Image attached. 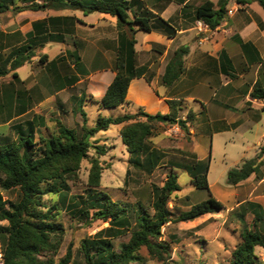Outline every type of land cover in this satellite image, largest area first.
Returning a JSON list of instances; mask_svg holds the SVG:
<instances>
[{
  "label": "trees",
  "instance_id": "1",
  "mask_svg": "<svg viewBox=\"0 0 264 264\" xmlns=\"http://www.w3.org/2000/svg\"><path fill=\"white\" fill-rule=\"evenodd\" d=\"M18 1L27 5L17 7L13 5L14 0H0V14L8 10L18 13L46 8L78 11L84 16L99 13L115 18L118 36L115 77L104 96L96 102L99 110L126 105L125 96L131 80L146 77L147 69L136 65L134 35L137 31H160L168 38L175 37L177 33L175 27L152 14L140 0H44L42 4H36L33 0ZM258 3L264 10V0H258ZM225 6V0H218L216 5L206 1L194 9L192 21L202 22L213 30L227 13ZM57 20L49 18L46 23L51 25ZM66 20L71 21L72 18ZM45 25V22L35 23L33 30H43ZM63 39L62 35L54 34L36 39L29 34L27 44L13 50L6 60L7 64L0 63V77L30 62L35 56L33 50L37 47L36 42H63ZM187 52V47L183 46L172 54L161 79L164 86L170 85L181 75L183 58ZM45 57L39 61L43 62ZM250 96L263 102L264 112V88L255 86ZM86 100L93 102L91 98L81 96L76 104L82 117L80 134L56 121L55 132L50 137H39L36 142L34 133L42 127L44 121L42 117L34 116L26 122L25 128L16 127L15 139L0 138V222L7 223L6 226L0 225L2 264H145L148 259L163 262L170 257L171 252L169 243L161 240L163 226L171 222H189L222 210L223 205L208 192L206 176L209 159L205 163H194L185 168L193 187L207 192V199L179 213L174 220L167 204L170 195L180 188L177 176L172 171L166 175L162 186L151 187V213L141 204L131 207L126 203L114 202L106 193L98 191L102 171L106 169L100 164L99 158L106 155L107 147L93 140L96 134L111 126L122 125L119 138L129 155L128 164L150 172L162 159V154L148 144L153 134L152 124H174L177 121L171 115H148L138 110L135 114L126 113L116 117L98 116L94 126L89 128L82 109ZM193 119V114L188 113L187 122L192 123ZM180 122V127L186 129V122ZM90 150L93 152L91 157ZM262 153L264 146L260 149ZM84 160H88L90 165L86 197H80V202L68 204L66 209L74 215H82L87 224L92 219L107 223V227L80 242V261L74 259L71 244L66 247L64 255L55 261L53 258L58 252L64 230L55 223L58 206H47L43 197L48 194L58 195L64 205L68 181L75 179ZM256 162L257 158L245 160L239 166L230 168L226 173L227 185L236 186L246 180L255 172ZM12 190H17V199L14 202L4 200L3 192ZM250 207L256 209L253 210L252 226L240 231V242L231 251L228 264H262L256 253V248L264 250V233L257 228L262 217L257 207L252 204ZM240 218L243 220V215ZM126 236L127 241L120 240ZM142 249L146 251L147 257L142 256Z\"/></svg>",
  "mask_w": 264,
  "mask_h": 264
},
{
  "label": "crops",
  "instance_id": "2",
  "mask_svg": "<svg viewBox=\"0 0 264 264\" xmlns=\"http://www.w3.org/2000/svg\"><path fill=\"white\" fill-rule=\"evenodd\" d=\"M140 1L152 14L175 27L177 33L173 38L160 31L135 33L136 65L146 68L147 73L146 77L129 83L125 96L127 104L119 107L123 112L120 115L142 110L148 115H171L184 121L183 115L192 113V123L185 121L192 127L188 152L194 163H205L209 159L206 176L208 192L220 204H228L231 211L238 210L239 220L240 216L243 215L244 221L249 215L251 226L253 210L256 209L250 204L257 207L262 217L257 228L264 233V153L259 155L264 146L263 102L250 96L255 86L264 88V10L258 0H225L227 13L220 25L199 34L196 22L192 21L194 9L206 1L216 5L218 0ZM67 12L52 15V11L46 8L28 13L22 11L18 13V18L28 19L27 26L21 28L17 24L9 32L0 31V55L9 46L7 41L10 38L16 40L17 46L13 48L17 49L27 44L29 34L36 39L46 36L50 29L46 23L49 18L58 19L54 30H59L64 38L63 42H48L58 46L55 56L42 55L46 56L43 58L44 69H49V75L41 76L42 71L32 72L28 78L30 82L22 89L21 82L14 84L13 75L19 79L17 72L11 75L13 84L12 81L8 83V88L0 78V109L6 105L13 111L15 119L25 116L35 103H38L37 107L60 106L81 96L89 97L96 103L115 77L118 46L115 18L99 13L84 16L78 11H72V15ZM41 22H45V28L33 30V24ZM79 34L87 35L86 40L77 38ZM68 39L72 41V46L66 44ZM183 46L188 52L183 58L182 73L177 80L164 86L161 79L165 67L172 54ZM37 76H40V83L36 81ZM32 94L36 97L34 102ZM195 124L203 128L206 135L210 133L211 153L215 139L222 141L224 147L237 145L239 164L251 160L249 154L257 158L255 172L236 186L226 183L224 188L217 180L211 181L210 152L201 148V139H196ZM121 128L122 125H119L118 133ZM188 166L191 165L175 164L170 171L176 173V169H181L186 172ZM190 186L193 187L191 180ZM211 215L205 214L180 223L197 228L204 223L203 218Z\"/></svg>",
  "mask_w": 264,
  "mask_h": 264
},
{
  "label": "rangeland",
  "instance_id": "3",
  "mask_svg": "<svg viewBox=\"0 0 264 264\" xmlns=\"http://www.w3.org/2000/svg\"><path fill=\"white\" fill-rule=\"evenodd\" d=\"M36 4L44 3V0H33ZM13 5L22 7L24 4L18 0H14ZM52 11V15L61 11ZM29 11H27L28 13ZM35 12V11H33ZM19 13V12H18ZM16 11L8 10L0 14V31L9 32L17 27L21 28L27 26L28 19L18 18L19 14ZM72 15V11L67 12ZM20 19V20H19ZM56 25L51 24L47 34L60 35L59 30H54ZM46 34V35H47ZM202 34V33H199ZM43 37V36H41ZM87 35L79 34L77 38L86 40ZM39 42V41H38ZM37 47L33 50L34 57L22 66L16 68L14 71L8 72L3 79L4 86L10 87L7 84L11 83L12 74L17 72L19 79L14 84L23 85L30 82L28 78L32 72L38 73L42 71L41 76L49 75V69H44V61L40 62L39 59L43 53L50 57L58 53V46L55 44L38 43ZM9 45L7 49L0 55V63L7 64L6 60L9 54L15 50L13 46H17L14 38L7 41ZM67 45L72 46V41L68 39ZM71 58V57H70ZM69 58V59H70ZM6 59V60H5ZM2 60H4L2 62ZM34 60V61H33ZM33 63L31 64V62ZM8 68V65H6ZM34 70V71H33ZM40 76H37V82L40 83ZM19 81V82H18ZM27 81V82H26ZM13 84V81H12ZM30 93V92H29ZM27 94V92H26ZM32 102L35 100V95L32 94ZM87 98V97H86ZM78 98H73L69 102L56 105V106H43L37 107L38 103L31 105V109L21 119H15L13 111L8 109L6 105L0 109V138L15 139L16 127H26V122L31 121L34 116L43 118L44 124L38 128L34 133V140L37 142L39 137H50L56 130V121L61 122L66 127L74 129L77 133H81L82 117L77 111L76 104ZM38 100V99H37ZM38 102V101H37ZM86 116V126L92 128L95 124L99 114L102 117H113L120 115L122 110L120 108L99 110L96 103L86 100L82 107ZM187 116V115H186ZM186 116L183 115L184 121L187 122ZM15 119V120H14ZM177 121L174 124L166 123L152 124V137L148 140L150 148H154L162 154V159L157 167L148 172L141 168L132 167L128 164L129 155L123 147L118 133V126H111L106 131H101L96 134L93 140H96L99 145L107 147L105 156L99 158L100 164L105 167L101 174L100 186L98 191L106 193L109 198L114 202H121L135 207L136 204H141L149 213H151L150 203L152 200L151 187L162 186L165 181L166 175L170 172L171 167L175 164L192 165V156H189L188 143L190 141V134L188 132L192 127L186 125V129L181 128ZM178 128L181 132L176 134L173 129ZM195 137L197 140L201 139L202 147L207 152L211 150L210 133L205 134L204 129L194 125ZM237 145L224 147L222 141L214 140V147L212 153L210 152V180H217L221 187L226 186V169L234 168L235 165H240L239 157L236 150ZM93 154L92 150L89 151V157ZM261 155V154H259ZM248 158L253 159L252 154ZM89 162L84 160L81 162L80 169L76 174L74 180L68 181V192L66 193V200L64 205L61 203V198L58 195H45L43 202L49 206L56 204L58 206L57 216L55 223L61 225L64 230V235L61 240L57 254L54 260L61 258L66 250V247L71 244L74 259L81 260L79 253L80 242L87 238L92 237L99 230L107 227V223L96 220H90L87 224L84 217L74 215L69 209H66L68 204L80 202V197L85 199L88 187L87 178L89 172ZM127 172V174H126ZM177 184L180 188L178 192H174L169 197L167 208L171 213V218L174 220L179 213L190 208L208 197V193L202 190H196L190 186V179L188 174L181 169H176ZM3 198L6 201L14 202L17 199V190L3 192ZM224 207L219 212L208 216L204 223L197 228H189L190 226L181 224L180 222H171L163 226L161 229V240L169 243L170 257L163 262L148 259L145 264H228L230 253L240 242V231L242 228H251V217L248 215L244 221L239 220L238 210L231 211L228 204H223ZM133 211V210H132ZM0 225L6 226V222H0ZM128 236L121 238V241H127ZM256 253L259 259H262L264 264V250L256 248ZM141 254L147 257L146 251L141 250Z\"/></svg>",
  "mask_w": 264,
  "mask_h": 264
},
{
  "label": "built area",
  "instance_id": "4",
  "mask_svg": "<svg viewBox=\"0 0 264 264\" xmlns=\"http://www.w3.org/2000/svg\"><path fill=\"white\" fill-rule=\"evenodd\" d=\"M195 27H196V30H197L198 33H203V31H204L205 29H208V27H207L205 24H203L202 22H196V23H195ZM172 132L178 134V133H180L181 131H180L178 128H175V129H173ZM188 132H189L190 135L192 134V131H191L190 129L188 130ZM161 229L163 230V228H161ZM0 264H2V261H1V254H0Z\"/></svg>",
  "mask_w": 264,
  "mask_h": 264
},
{
  "label": "water",
  "instance_id": "5",
  "mask_svg": "<svg viewBox=\"0 0 264 264\" xmlns=\"http://www.w3.org/2000/svg\"><path fill=\"white\" fill-rule=\"evenodd\" d=\"M178 125L180 126L181 125V122H179Z\"/></svg>",
  "mask_w": 264,
  "mask_h": 264
}]
</instances>
